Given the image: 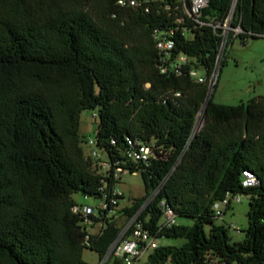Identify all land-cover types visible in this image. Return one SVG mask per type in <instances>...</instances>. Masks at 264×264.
<instances>
[{
  "label": "trees",
  "instance_id": "1",
  "mask_svg": "<svg viewBox=\"0 0 264 264\" xmlns=\"http://www.w3.org/2000/svg\"><path fill=\"white\" fill-rule=\"evenodd\" d=\"M147 6L0 0V264H84L85 249L102 259L119 218L156 190L140 220L158 239L186 242L159 246L150 264H264V96L226 106L212 92L195 132L223 41L215 25L232 16L242 42L264 37V0H208L203 25L174 0ZM170 31L174 49L164 59L153 34ZM178 56L189 62L176 74ZM191 69L204 72L203 83ZM84 110L96 111L97 148L144 182L145 195L116 213L101 206L115 181L93 170L82 147ZM137 142L155 151L147 164L125 157ZM247 175L255 183L246 184ZM78 193L100 200L96 215L74 211ZM227 195L249 198L241 241L215 223L213 205ZM162 201L176 225L160 226Z\"/></svg>",
  "mask_w": 264,
  "mask_h": 264
},
{
  "label": "built area",
  "instance_id": "2",
  "mask_svg": "<svg viewBox=\"0 0 264 264\" xmlns=\"http://www.w3.org/2000/svg\"><path fill=\"white\" fill-rule=\"evenodd\" d=\"M154 1L158 0H117V5L121 8L132 9L142 7L145 12H148L149 7L147 4ZM174 3L176 4V9H180L183 15L191 18L197 24H204L200 21V19L202 17V11L208 6V0H174ZM234 3H236V0H234ZM231 20L232 16H229L223 24L215 25V28H220L222 30L221 37L223 38L222 44L219 48L218 62L221 60L223 52L226 51L228 38L231 36L235 39L241 32L239 27L233 28L231 26ZM177 23L180 25L183 24L184 19L179 18ZM172 34V31L164 34L159 32H155L153 34L156 49L164 55V59L169 58L170 51L174 49V41L171 38ZM188 62L189 59L187 57L178 56L176 58V64L174 65L176 74H179L182 65L187 64ZM160 72L162 74L166 73V68L161 67ZM189 74L198 83H203L205 80V77L200 75L194 69H191ZM93 118H96V114L93 115ZM83 143L89 148V153L86 156L91 159L93 170L98 175H101L104 178H112L115 183H117L125 174H129V170L122 168L119 165V162L112 163L109 159L106 161L102 159L101 155L98 153L99 149L97 148L96 139H86ZM125 157L132 162L147 164L151 158H155V151L151 146L137 142L134 144V148L129 149L125 153ZM252 183H255V179L251 175H247L246 184ZM157 192L158 190L153 192L152 195L130 218L123 217L125 219L124 225H120V232L117 238L113 241L108 251L103 258L100 259L98 264H137L145 254L152 252L159 247L156 235H154L150 229L146 228L140 220L141 215L147 208L148 204L154 199ZM122 198L123 194L114 186L112 191L109 193V197H105V199L101 202V206L105 208L109 205L113 209L112 213H116ZM233 202L240 203L241 197H231L230 195H227L222 200L215 202L212 208L214 215L220 218L223 214H225L226 210L231 207ZM159 208L163 213L160 221L161 227H171L177 224L175 214L173 211L165 207L164 201L160 202ZM74 211L80 212L84 217L96 215L95 207L91 206H77L74 208ZM144 220L147 221L148 217ZM226 227L228 230H238L234 224H229Z\"/></svg>",
  "mask_w": 264,
  "mask_h": 264
},
{
  "label": "rangeland",
  "instance_id": "3",
  "mask_svg": "<svg viewBox=\"0 0 264 264\" xmlns=\"http://www.w3.org/2000/svg\"><path fill=\"white\" fill-rule=\"evenodd\" d=\"M225 57V63L220 67L221 60ZM221 60L218 62L216 71L209 80V91L213 89V101L217 104L226 106H238L246 104L255 97L264 96V37L259 39L249 38L242 42L240 38H235L228 42L226 51L221 55ZM220 68V69H219ZM200 75H204L202 70ZM202 105L200 112L196 117L195 132L203 125V109ZM95 110H84L80 117L79 134L81 140L95 139L98 128V121L93 118ZM85 155H88L89 148L83 143ZM104 161L108 160L107 154L98 150ZM117 190L123 194L120 200L117 211L124 207L131 206L135 201L140 200L145 195V186L141 174H125L120 181L115 185ZM241 202L231 204V207L226 210L220 218L215 220L217 225L227 226L234 224L238 230H229L228 235L233 242L244 239V230L248 226L247 213L249 210V198L246 195H240ZM72 199L79 205L97 207L100 200L97 198H85L82 194H74ZM125 219L119 218V225L123 226ZM179 224L191 225V219L180 218ZM98 230L95 227L94 232ZM185 239L175 238H159V246H176L180 247L185 243ZM145 254L137 264H150L149 255ZM100 261L98 254L90 249H85L83 252L84 264H98ZM166 264H173L168 261ZM235 264V263H234Z\"/></svg>",
  "mask_w": 264,
  "mask_h": 264
},
{
  "label": "water",
  "instance_id": "4",
  "mask_svg": "<svg viewBox=\"0 0 264 264\" xmlns=\"http://www.w3.org/2000/svg\"><path fill=\"white\" fill-rule=\"evenodd\" d=\"M212 91H213V86H212V90L209 91V93H208V95H207L206 102H205V107H204V109H203V116L205 115L206 105H207V103L209 102V100H210V98H211V96H212Z\"/></svg>",
  "mask_w": 264,
  "mask_h": 264
},
{
  "label": "crops",
  "instance_id": "5",
  "mask_svg": "<svg viewBox=\"0 0 264 264\" xmlns=\"http://www.w3.org/2000/svg\"><path fill=\"white\" fill-rule=\"evenodd\" d=\"M119 205H120V203H119ZM127 207V206H126ZM125 208V207H124Z\"/></svg>",
  "mask_w": 264,
  "mask_h": 264
}]
</instances>
